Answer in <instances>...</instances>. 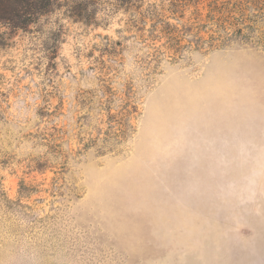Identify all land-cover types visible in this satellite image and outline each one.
<instances>
[{
  "label": "rangeland",
  "instance_id": "1",
  "mask_svg": "<svg viewBox=\"0 0 264 264\" xmlns=\"http://www.w3.org/2000/svg\"><path fill=\"white\" fill-rule=\"evenodd\" d=\"M103 2L0 23V264H264V0Z\"/></svg>",
  "mask_w": 264,
  "mask_h": 264
},
{
  "label": "trees",
  "instance_id": "2",
  "mask_svg": "<svg viewBox=\"0 0 264 264\" xmlns=\"http://www.w3.org/2000/svg\"><path fill=\"white\" fill-rule=\"evenodd\" d=\"M106 6L107 3H104L103 0H0V23L25 29L27 24L33 23L34 19L52 14L53 9H65V15L79 21L89 22L96 19L100 9H104ZM104 10L110 13V9ZM248 19L247 14L231 15L228 27L224 28L225 37L222 45H228L230 41H250L249 43L252 44V39H250L252 34L249 31L254 28L247 24ZM232 20H236L237 23L232 24ZM238 23L242 26L233 28L232 32L227 31V28L233 27V25L237 26Z\"/></svg>",
  "mask_w": 264,
  "mask_h": 264
}]
</instances>
